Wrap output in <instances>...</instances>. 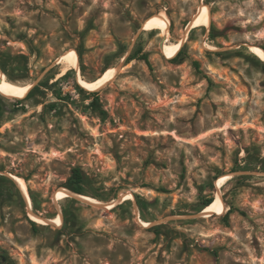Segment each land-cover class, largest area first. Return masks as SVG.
Masks as SVG:
<instances>
[{"label":"rangeland","instance_id":"1","mask_svg":"<svg viewBox=\"0 0 264 264\" xmlns=\"http://www.w3.org/2000/svg\"><path fill=\"white\" fill-rule=\"evenodd\" d=\"M202 4L211 27L188 30ZM163 11L171 42L186 37L181 63L143 28ZM252 46L264 49V0H0L1 69L36 82L25 99L0 93V264H264V61ZM70 49L89 80L122 67L89 92L76 69L60 75ZM136 49L150 62L127 61ZM74 168L104 205L55 199ZM219 194L224 212L204 216Z\"/></svg>","mask_w":264,"mask_h":264},{"label":"bare ground","instance_id":"2","mask_svg":"<svg viewBox=\"0 0 264 264\" xmlns=\"http://www.w3.org/2000/svg\"><path fill=\"white\" fill-rule=\"evenodd\" d=\"M212 12L211 8L207 4H202L200 6L199 11L195 15L194 19L191 21L189 24L188 30L195 27V26H205L208 29L212 25ZM172 21V20H171ZM144 29H150V30H155L159 29L164 36V44L162 47L163 53L166 55L168 58H174L178 52L181 50V48L184 46L186 37L181 39L179 42H171L170 40V20L169 17L164 11L162 13H157L152 17H149L143 24ZM187 30V29H186ZM253 52L260 57L264 61V49H262L259 46H252ZM123 62V61H122ZM58 63L62 64V72L60 75L66 74L68 71L71 69H76L77 70V78H78V83L80 86L84 89H86L89 92H96V91H101L104 89L109 82H111L115 76L117 71L122 67V64L117 68V67H110L106 69L98 78L94 80H89L85 78L82 75V72L80 70V59H79V54L75 49H70L64 52L59 58H58ZM124 65V64H123ZM0 76H1V81H0V93H2L5 96H8L10 98H19V99H25L28 97L30 91L33 89L35 86V83H25V84H20L17 82H13L9 79L6 78L5 74L3 73L0 65ZM61 77V76H60ZM12 176L18 181L20 190H22V194L28 200L30 208L31 203H30V195L27 181H25L22 177H19L17 175L12 174ZM232 176V174H226L221 177H219L216 180V185L218 188L222 187L225 182ZM54 197L56 200H60L66 197H74L78 198L80 200L88 201V203H94L98 205H104L100 200L93 198L92 196L84 195V194H79V193H74L67 187H61L59 188L55 194ZM134 196L132 195L131 192L124 194L121 199L116 200L114 202L105 204V207L107 208H113L116 206L118 203H120L123 200L127 199H133ZM225 210V205L222 200L221 194L218 195L217 199L212 202L210 205L206 206L204 210L202 211V214L204 216H211L212 213H223ZM31 218L39 223H45L49 222L48 219L39 216L35 214L34 212H30ZM52 223L59 225H62L63 223V215L59 214L56 217L49 219ZM142 224L145 226H150L153 225L151 222H146L141 220Z\"/></svg>","mask_w":264,"mask_h":264},{"label":"trees","instance_id":"3","mask_svg":"<svg viewBox=\"0 0 264 264\" xmlns=\"http://www.w3.org/2000/svg\"><path fill=\"white\" fill-rule=\"evenodd\" d=\"M185 46H186V44H184V46L181 48V50L178 52V54L174 58H172V60L174 62L181 63L185 59L183 57ZM133 59L145 60L148 63L150 62L149 53L146 51L137 50V49L133 50L129 54L127 61L133 60ZM195 65L198 66L197 61H195ZM31 93H32V91H30L29 94H31ZM92 93H95V92H92ZM96 106L101 107V105L99 103H96ZM83 184H84V175H83L81 169L80 168H74L73 173H72L71 177L68 179V181L65 183V186L74 192L82 194L84 192ZM213 200H214L213 198H209V199L205 200L203 202V208L210 205L213 202ZM229 214H230V211H228L223 216L225 220H228Z\"/></svg>","mask_w":264,"mask_h":264},{"label":"water","instance_id":"4","mask_svg":"<svg viewBox=\"0 0 264 264\" xmlns=\"http://www.w3.org/2000/svg\"><path fill=\"white\" fill-rule=\"evenodd\" d=\"M163 44H164V39L162 40V42H161V47H163ZM126 60V59H125ZM0 81H1V78H0ZM72 191V190H71ZM74 192V191H73ZM74 193H77V192H74ZM80 194V193H79ZM76 199H78V198H76ZM82 201H84V200H82ZM85 202H88V201H85ZM90 203V202H89ZM48 221H49V223H51V221L48 219Z\"/></svg>","mask_w":264,"mask_h":264}]
</instances>
